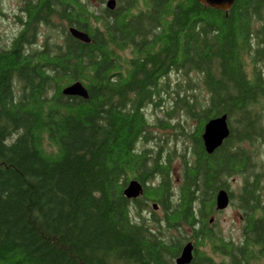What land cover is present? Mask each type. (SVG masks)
<instances>
[{
	"label": "trees",
	"instance_id": "16d2710c",
	"mask_svg": "<svg viewBox=\"0 0 264 264\" xmlns=\"http://www.w3.org/2000/svg\"><path fill=\"white\" fill-rule=\"evenodd\" d=\"M36 5L35 38L42 15L65 44L0 53V264H173L188 241L191 264H264V0ZM75 81L88 99L62 94ZM223 114L230 135L208 154L205 123ZM236 176L239 243L213 228L216 195ZM133 178L144 194L128 199Z\"/></svg>",
	"mask_w": 264,
	"mask_h": 264
},
{
	"label": "flooded vegetation",
	"instance_id": "af4514ba",
	"mask_svg": "<svg viewBox=\"0 0 264 264\" xmlns=\"http://www.w3.org/2000/svg\"><path fill=\"white\" fill-rule=\"evenodd\" d=\"M42 1L43 0H0V53L13 50L15 46L18 45V47H21L22 57L33 56L35 47L50 56L52 52H57V50H55L56 45L61 46L65 44L64 36L49 38L46 35L45 19L41 17L42 15L37 18L39 22V31L35 38V32L33 33L34 11L36 8L35 2L39 5ZM70 27L73 26H68V28ZM61 28H63V26H61ZM187 155L191 157V149L187 152ZM227 191L229 195H239L238 190L232 191L229 189ZM196 253L198 254L195 245L194 257Z\"/></svg>",
	"mask_w": 264,
	"mask_h": 264
},
{
	"label": "water",
	"instance_id": "95a60500",
	"mask_svg": "<svg viewBox=\"0 0 264 264\" xmlns=\"http://www.w3.org/2000/svg\"><path fill=\"white\" fill-rule=\"evenodd\" d=\"M201 4L210 7L212 9H217L221 11H227L233 5L235 0H198ZM117 7V0H106L105 8L109 11H114ZM70 34L85 43L90 42L89 35L75 27L69 28ZM63 93L68 96H78L88 99V91L81 81H75L72 84L66 86L63 89ZM228 117L226 114L212 118L205 123L204 131L202 133V139L204 142L205 150L208 154L213 153L217 148H219L223 142L230 135V127L228 124ZM126 197L128 198H139L144 194V188L142 184L134 179L131 180L128 187L124 191ZM231 202V197L226 189H221L216 195V209L218 211L225 210ZM156 210L158 208L157 204L153 205ZM213 221V219H211ZM192 249L191 243H188L180 253V255L175 259L173 264H191L192 261Z\"/></svg>",
	"mask_w": 264,
	"mask_h": 264
},
{
	"label": "rangeland",
	"instance_id": "374dc122",
	"mask_svg": "<svg viewBox=\"0 0 264 264\" xmlns=\"http://www.w3.org/2000/svg\"><path fill=\"white\" fill-rule=\"evenodd\" d=\"M89 1L90 6L92 9H104L105 8V2L106 0H104V3H101L100 0H86ZM173 80L178 81V77L177 75H173ZM148 117L150 119L151 122H154L155 120V115L153 112H149L148 113ZM196 125V122H192L189 121L187 122V126L191 127L190 131L193 129L194 126ZM158 133H161L163 135H166L168 132H171L170 129H163V130H159L157 131ZM191 142L189 143V141L186 140L185 143H183L182 139H178V141H172L171 142V146L178 148V151L181 152V150L183 151V148L185 149V147L187 148V152L190 151L191 149ZM141 147H143V145H140ZM264 156V155H263ZM172 181H173V185L175 186V191L179 188V185L181 184L182 181V176H183V169H182V163L181 160L175 159L172 162ZM241 181L242 178L239 176H236L234 178L231 179L230 181V187L232 191H236L239 189L240 185H241ZM237 201L233 199V202H230V205L223 211H218L219 213H216L213 215L214 217V231L216 230V232L218 233V235L222 236L223 238H225L228 241H234L236 243H239L240 240L243 238V219H242V212L238 209V207L235 205ZM152 203H150L149 206H151ZM150 209H148V212L146 211V215L150 216ZM156 212H158L159 215H162V209L157 208ZM188 241V239H186V242ZM201 250H205L204 248Z\"/></svg>",
	"mask_w": 264,
	"mask_h": 264
},
{
	"label": "bare ground",
	"instance_id": "6f19581e",
	"mask_svg": "<svg viewBox=\"0 0 264 264\" xmlns=\"http://www.w3.org/2000/svg\"><path fill=\"white\" fill-rule=\"evenodd\" d=\"M71 84H72V83H71ZM69 85H70V84H69ZM67 86H68V85H67ZM65 87H66V86H64L63 89H64ZM63 89H62V94H63V95H66V94L63 93ZM132 180H134V179H132ZM136 180H137V179H136ZM130 181H131V180H130ZM130 181L128 182V184H127V186L125 187L124 191H125L126 188L128 187ZM138 181H139V180H138ZM139 182H140V181H139ZM124 191H123V194H124V196L126 197ZM127 198H128V197H127ZM128 199H134V198H128ZM136 199H137V198H136ZM212 219H213V218H212ZM188 243H191L192 246H193V249H192V256H193L192 261H193V259H194V249H195V245H194L193 241H188L187 243H185V244L183 245L182 249H181V252H182L183 248H184ZM181 252H180V253H181ZM192 261H191V263H192Z\"/></svg>",
	"mask_w": 264,
	"mask_h": 264
}]
</instances>
